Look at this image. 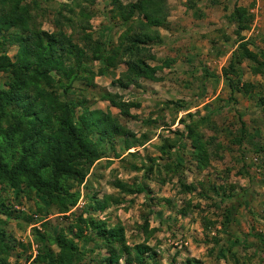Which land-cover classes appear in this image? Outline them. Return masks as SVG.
Listing matches in <instances>:
<instances>
[{
    "label": "rangeland",
    "instance_id": "1",
    "mask_svg": "<svg viewBox=\"0 0 264 264\" xmlns=\"http://www.w3.org/2000/svg\"><path fill=\"white\" fill-rule=\"evenodd\" d=\"M35 1L38 8L32 12L45 31H54L58 14L75 20L83 7L90 18L80 31L100 47L114 45L124 29L109 0H96L88 7L80 1L78 6L76 1ZM134 1L117 0L122 5ZM63 3L67 7L60 6ZM164 3V23L156 29L159 40L149 46L146 60L157 67L156 81L139 80L120 88L114 81L124 64L102 74L101 64L93 61L87 62L92 72L89 83L84 79L89 75L82 73L69 84L66 98L84 99L86 108L108 113L127 132L104 146L83 183L72 189L78 193L74 206L57 213L32 192L0 189L8 214L0 215V224L5 240L13 246L6 264L33 261L41 247L40 235L58 229L69 236L73 224L86 216L83 209L92 204L90 197L103 196L109 197L108 206L100 212L88 210L89 216L122 228L125 245L147 246L149 258L142 264H264V106L258 103L264 99V71L252 73L255 64L241 58L238 48L245 42L264 64V0ZM233 6L243 7L251 17L240 40L228 21ZM64 31L74 40L79 34L78 26ZM14 51L6 47L8 57ZM105 92L131 104L126 115L100 99ZM237 115L244 122L242 136ZM191 121H196V132L206 143L207 164L201 169L191 157V140L183 129ZM127 143L132 146L125 148ZM168 143L173 147L161 153L159 148ZM150 165L145 175L144 166ZM117 183L130 189L143 186V192H121ZM242 196H246L245 206ZM230 205L237 209L227 224ZM76 243L80 251L76 264H105L102 258L107 253L96 247L94 238ZM47 247L55 251L49 243ZM114 264L135 263H126L122 256Z\"/></svg>",
    "mask_w": 264,
    "mask_h": 264
},
{
    "label": "trees",
    "instance_id": "2",
    "mask_svg": "<svg viewBox=\"0 0 264 264\" xmlns=\"http://www.w3.org/2000/svg\"><path fill=\"white\" fill-rule=\"evenodd\" d=\"M65 1H76L75 6L80 1L88 7L96 0ZM109 1L114 5L113 16L124 24V29L114 45L102 48L84 30L80 31V27L86 29L83 25L87 26L90 18L87 8H79L75 20L73 16L58 14L55 29L49 32L42 30L35 20L36 14L32 12L38 8L35 0H0V75L3 77L0 84V189L15 194L32 192L42 204L54 206L57 213L67 212L77 202L78 193L72 189L83 183L89 168L102 157L104 146L127 133L108 113L86 108L84 99L74 102L66 98L69 84L82 73L89 75L84 78L89 83L92 72L87 62L93 61L101 64L99 73L102 74L122 62L125 69L114 81L120 88L139 80H157V67L148 65L146 60L149 46L159 40L156 29L164 23V0H136L126 5L117 0ZM60 6L67 7V3ZM228 21L234 24L240 40L239 34L248 29L251 17L243 7L233 6ZM75 26L79 34L74 40L64 28ZM8 46L15 48L11 58L6 54ZM238 48L241 58L255 64L251 67L252 73L264 71V64L257 61L255 53L247 50L245 42L239 43ZM232 64L229 62V68ZM99 95L121 114H127L131 104L107 92ZM258 103L264 106V99H259ZM81 106L79 112L77 108ZM237 116L242 136L244 122L241 115ZM196 126V121H191L184 124L183 129L185 137L191 140V157L196 168L201 169L207 164L206 143L196 132ZM130 146L127 143L125 148ZM172 147L173 144L168 143L159 150L166 154ZM144 168L147 175L152 166ZM116 187L128 194L143 192V186L138 185L130 189L126 184L117 183ZM185 189L190 188L185 186ZM90 199L92 204H86L83 209L86 216L73 224L75 230H70L69 236L58 229L46 237L39 236L41 247L29 264L39 261L42 264H76L80 259L76 241L86 242L93 238L96 247L107 253L102 258L105 264L117 263L122 256L126 263L135 264H142L149 258V248L144 244L125 245L122 228L108 226L89 216L90 209L103 211L109 197ZM241 203L246 205V196L241 197ZM236 209L234 205L227 208V224ZM0 215H8L1 198ZM6 237L0 224V264H6L8 251L13 248ZM47 243L55 251L47 247Z\"/></svg>",
    "mask_w": 264,
    "mask_h": 264
}]
</instances>
